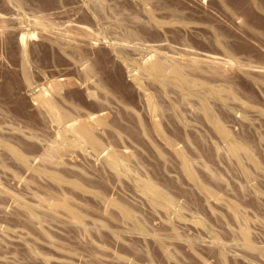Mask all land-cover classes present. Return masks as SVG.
<instances>
[{"label": "rangeland", "instance_id": "rangeland-1", "mask_svg": "<svg viewBox=\"0 0 264 264\" xmlns=\"http://www.w3.org/2000/svg\"><path fill=\"white\" fill-rule=\"evenodd\" d=\"M36 19H40V26L47 23L44 29L39 28ZM156 55L162 56L161 59L168 56L169 60L162 61H167L170 66L165 64L166 68L171 71L155 74L148 68ZM25 57L29 62L26 61L25 65L30 66L29 70L28 67L25 69L30 72L26 78L23 70ZM127 59L133 60L135 65ZM174 63L181 65L188 85L192 84L185 85L183 93L193 95V100L188 95L189 99L185 96L188 102L183 100L182 92L177 95L180 88L173 72ZM151 74L161 77L160 80L165 77L160 81ZM87 77L94 78L96 86H89ZM212 81L221 85L223 91L226 85L229 91V86L236 87L238 93L234 89L231 92L239 99H230L231 92L226 94V89L223 93L218 85L213 86ZM29 84L38 85L41 90L49 89L61 104H66L65 108H72L70 111L76 115L90 114V118L101 119V122L92 120L89 131L100 139L101 147L108 148L109 155H100L101 158L98 155L82 156L77 150L82 147H73L78 154L72 157L75 160L70 159V165L66 159L70 157L64 153L74 149L62 150L64 159L61 161L66 165L64 167L60 161L61 166L58 164L59 169L56 168L59 174L55 162L35 161L38 165L33 162L35 169L40 168L44 174L41 166L45 167V163V168L54 169L55 174L46 172V176L19 162L14 156L17 151L32 157L41 145L35 143L36 140L26 141L16 129L15 132L8 129L9 132L7 128L27 129L48 140H54L60 130L51 115L33 98ZM200 84H204L202 88ZM173 85L176 86L174 89ZM143 92H148L155 102L166 108L167 114L162 116L163 119L161 117V133L176 137V140L172 139L178 140L176 149L179 151L166 145L159 136ZM208 92L220 103L211 95L209 99ZM202 97L209 108L213 107L210 109L215 117L213 123L211 116L201 108ZM224 97L226 101H223ZM174 103L178 107L175 108ZM194 105L198 107L194 108ZM213 111L230 137L224 136L217 123L218 129L215 130L217 121ZM175 112L181 113L182 120ZM223 140L227 143L224 144ZM232 143L252 147V150L248 149L252 158L242 150L245 157L240 152L242 162L239 161L256 173L252 179L258 185L247 180L248 185L242 172L244 168L237 165L239 158L231 159L230 153L227 155L225 145L229 148L228 144ZM42 151L41 148L39 153ZM184 153L195 159V164L199 162L197 165L201 164V167L210 164L214 167L212 170L216 168V174L222 175L221 179L216 175L215 178L209 176L206 168L194 166L199 177L208 178L209 184L214 186L211 187L221 191L220 194L215 191L217 198L206 195L193 180L194 183L189 180L187 173L188 178L183 174L180 155ZM114 155L130 162L132 156L137 157L131 162L134 167L138 164L136 172L155 179L170 192V196H176L182 202L176 206L177 199L169 211L148 203L130 174L115 172L109 167ZM251 159L260 165L254 166ZM74 161L85 171L74 170L78 168L73 165ZM72 165L73 170H67ZM0 184L38 204V212L45 218L42 227L39 226L19 205L16 206L11 197L0 194V254L3 255L0 264H264V0H0ZM250 185L256 186L263 195H258ZM96 191L107 193L109 202L105 204L99 199ZM37 195L46 197L43 199L47 204L49 199L51 203H57L65 195L75 197L74 201L77 198L79 204L83 203L82 206L76 204L84 219L97 218V223L84 220L85 228L83 224L80 228L75 221V225L70 224L68 221L72 219L64 210L59 212L57 206L56 215L55 210L41 207ZM68 196L65 199L73 204ZM219 198L236 200L242 206L241 210L250 214L249 220L245 214V221L252 231L250 239L257 244L256 250L244 248L238 235V228L244 221L232 215ZM46 209L56 216L53 214L50 219ZM133 209L139 215H135ZM128 212L134 216L130 217ZM123 214L131 221H125ZM98 221L107 222L105 225L109 226ZM87 224L95 227L99 224L101 228L97 226L92 230L94 226L88 227ZM146 233L149 235L145 236ZM221 239L226 241H223L225 244H221ZM26 240L33 242L34 247ZM228 243L230 247L236 244L235 249L231 248L233 252ZM5 256L7 258L3 259Z\"/></svg>", "mask_w": 264, "mask_h": 264}, {"label": "bare ground", "instance_id": "bare-ground-1", "mask_svg": "<svg viewBox=\"0 0 264 264\" xmlns=\"http://www.w3.org/2000/svg\"><path fill=\"white\" fill-rule=\"evenodd\" d=\"M37 20V19H36ZM38 21V20H37ZM45 21V20H44ZM39 23V26H40V19H39V21H38ZM43 24V23H42ZM42 24H41V26H42ZM45 24V23H44ZM46 25H47V23H46ZM46 25H43V26H46ZM41 26L39 27V28H41ZM42 26V28L44 29V27ZM46 28V30H47V27H45ZM51 33V32H50ZM126 34V33H125ZM127 35V34H126ZM129 35H131L130 33H129ZM57 36V35H56ZM49 37V36H48ZM52 37V36H51ZM54 37H55V35H54ZM60 37V36H59ZM124 37V36H123ZM130 37V36H129ZM117 42V41H116ZM115 44V43H114ZM125 45V44H124ZM134 45V44H133ZM118 46V45H117ZM123 46V45H122ZM129 45H127V47H128ZM131 46V45H130ZM124 49H125V47H123ZM137 48V47H136ZM116 49V48H115ZM114 49V50H115ZM123 49V50H124ZM133 49V48H132ZM135 49V48H134ZM128 50V49H127ZM130 50H131V48H130ZM136 50V49H135ZM138 50V49H137ZM117 52V51H116ZM120 52V51H119ZM118 52V53H119ZM137 52V51H136ZM126 53V52H125ZM123 54V53H122ZM156 54V53H155ZM168 55H170V54H168ZM121 56V55H120ZM159 55H156L155 57H153L154 59V61H153V63H151L149 66H148V68L153 72V73H155V74H160V73H165V71L166 70H168L169 71V67L168 68H166V65L165 64H167L166 62L167 61H162V60H169L168 59V56L166 57V56H163V57H165L164 59H161L162 58V56H159ZM171 56V55H170ZM123 57V56H122ZM158 58V59H156L155 60V58ZM161 57V58H160ZM26 59H23V65H24V68H23V70H24V76H25V78H26V76L28 75V73L27 72H29V71H25V69H26V67H28V65H25V64H29V62H28V60H27V57H25ZM161 60H160V59ZM173 58V57H172ZM178 58V57H177ZM176 58V59H177ZM195 59H196V57H194ZM193 58V59H194ZM132 59V58H131ZM174 59V58H173ZM133 60H134V58H133ZM133 60H132V62L131 61H128V59H127V62H129V63H131V65H135V64H133ZM189 60L191 61V59H190V57H189ZM27 61V63H25ZM136 61V60H135ZM177 61V60H176ZM188 61V60H187ZM190 61H188V62H190ZM125 62V61H124ZM137 62V61H136ZM141 62V61H140ZM140 62H138L139 64H140ZM143 62H145V61H143ZM149 62V61H148ZM151 62H152V59H151ZM165 62V63H164ZM174 62V61H173ZM196 62H198L197 60H196ZM196 62H194V63H196ZM169 63H171V61L169 62ZM179 63V62H178ZM191 64L193 63V60L190 62ZM125 64V63H124ZM143 64V63H142ZM147 64H149V63H147ZM175 64V63H174ZM196 64H198V63H196ZM129 65V64H128ZM137 65V64H136ZM144 65V64H143ZM187 65L189 66L190 64L189 63H187ZM139 66V65H138ZM167 66H170L169 64H167ZM184 66V65H183ZM188 66H186V68L188 67ZM130 67V66H129ZM141 67V66H140ZM146 66L144 65V67L142 66V68H145ZM173 67V66H172ZM29 68H30V66L28 67V70H29ZM185 68V67H184ZM185 68V69H186ZM27 70V69H26ZM147 70V69H146ZM170 71H171V69H170ZM247 71V70H246ZM131 72L132 71H130V75H131ZM147 72V71H146ZM145 72V73H146ZM174 73H175V75H176V82L179 84V88L181 89H179L178 90V86H177V84H176V86H177V90L178 91H180V92H178L177 90H175L174 92L175 93H177V95L179 94V93H183L184 92V88H185V85H188V81H186L187 79H185V72H184V69L181 67V65H178V64H175L174 65V71H173ZM173 72H170V73H173ZM248 72V71H247ZM26 73V74H25ZM30 73V72H29ZM149 73V72H148ZM173 73V74H174ZM189 73V72H188ZM150 74V73H149ZM166 74V73H165ZM148 75V74H147ZM151 76L152 77H154V75H152L151 74ZM150 76V77H151ZM188 76V75H187ZM53 77H57V76H53ZM159 78L158 76H155L154 78ZM163 77H165V76H162V79H163ZM192 77V76H191ZM28 79L30 78L29 76L27 77ZM59 78H60V76H59ZM59 78H55V80L56 79H59ZM161 78V77H160ZM160 78H159V80H160ZM27 79V80H28ZM52 79V78H51ZM160 80V81H163V80ZM175 79V78H174ZM188 79H189V76H188ZM191 79V78H190ZM194 79H195V77H194ZM198 79H200V78H198L197 77V81H199L200 82V80H198ZM202 79V78H201ZM53 80V79H52ZM196 80V79H195ZM195 80H193L192 79V81H195ZM54 81V80H53ZM197 81H195L196 83H197ZM202 81H203V79H202ZM205 81V80H204ZM207 81H210L211 82V80H207ZM86 82H87V84L89 85V86H96V80L94 79V78H91V77H87L86 78ZM165 83L166 84H168V82H166L165 81ZM201 83H203V82H201ZM208 83V82H207ZM207 83H205L204 82V84L206 85ZM212 83H213V81H212ZM215 83V82H214ZM213 83V84H214ZM194 84V83H193ZM204 84H200L199 85V87L201 86V85H204ZM212 84V85H213ZM169 85H171V84H169ZM195 85V84H194ZM198 85V84H197ZM208 85H209V83H208ZM211 85V84H210ZM218 85V84H217ZM217 85H213V86H216L217 87ZM175 86V87H176ZM188 86H192V84H189ZM220 86V87H219ZM222 86H225V85H222ZM227 86V87H226ZM225 87H226V89L228 88V85H226ZM172 87V86H171ZM174 87V85H173V89L175 88ZM197 87V86H196ZM196 87H194L193 89H195ZM229 87H231V88H229L230 89V91L227 89H225L224 91L226 92V94L228 93V95L230 94L229 92H231V89H234V92L235 93H238V91H236L235 90V88H232V86H229ZM234 87V86H233ZM201 88H202V86H201ZM207 88V87H206ZM205 88V89H206ZM218 89L220 88V89H222L221 91L223 92V93H225L224 91H223V87H221V85H218V87H217ZM29 89H30V92H31V95L33 96V98L36 100V102L40 105V106H42L43 107V109H44V111L47 113V114H49V115H51V117H52V119H53V121L57 124V127H58V129H60L59 130V132L57 133L58 135H57V137H55L54 138V140H48V139H42V138H40V137H38V136H36L37 134H35L33 131H30V130H27V129H23V128H19V127H14V128H7V127H3L4 129L5 128H7V130L9 129V130H12V132H15V129L16 130H18V132L16 131V133H19L21 136H23L25 139H26V141H29V142H33V141H35V143H37V144H39V145H41V148L44 150V151H42L41 153H39L40 152V150H41V148H40V150L37 152V153H35L32 157H30V156H28L26 153H24V152H21V151H17L15 154H14V156L16 157V159H18L19 160V162H22V164H24V166H26V168L27 169H30V168H32V167H34V170H37V172H39V173H43L42 172V170H40V168H36L35 169V165L33 164V162L34 163H36L35 161H47V160H50V161H52L53 163L55 162V164H56V166H54L55 167V169L57 168V166H58V164L59 163H61L62 161H61V159H64V158H62L61 157V154H62V150L64 151H66V150H69V148L71 149H74V150H71L70 152L69 151H67L68 152V154L67 153H64V155L65 156H67V155H69L68 157H70V158H66V159H68L67 161V163H69L70 165L72 164V160H75V158H72L73 156H75V153L76 154H78V152L76 151V148H73V147H82V148H80V149H77V150H79V151H81L82 152V156H83V154L85 155H87L88 157H92V156H95V155H98L97 157H99L100 155L102 156V155H109V153H110V151L108 150V148H105V147H101L102 146V144L99 142L100 141V139H98V137L97 136H95L93 133H91L89 130H90V126H89V124L92 122V120H96L97 122H101L102 120L101 119H98V118H90V114H79V115H76V114H74L73 113V111L71 112L70 110L72 109H69V107H68V109L67 108H65V106H66V104L64 105L63 103V105L61 104V102H60V100L58 99V98H56L55 96H54V94L49 90V89H47L46 88V90H44V88L41 90V87H39L38 85H33V84H29ZM140 89H142V87H140ZM198 89V88H197ZM208 89V88H207ZM237 89V88H236ZM44 90V91H43ZM142 90H144V89H142ZM199 90V89H198ZM201 90V89H200ZM203 90V89H202ZM210 90V89H209ZM209 90H207V91H209ZM147 91V90H146ZM145 91V92H146ZM219 91V90H218ZM149 92V91H148ZM144 93V95H145V97L146 98H144V96H143V94L141 95V96H143V99H146L145 101H146V105H147V107H148V110H149V113H150V115H151V118H152V120H153V122H154V124H155V126H156V129H157V131H158V134H160L159 136H161V138L163 139V141L166 143V145H168V146H170V147H174L175 148V150H177V151H179V149H176L177 147H178V145H177V143H179V142H175V140L177 139L176 137H173V138H175V140H173L172 139V137H170L171 135L170 134H168V135H170V136H166L164 133H161L162 132V129L160 128V122H161V117L165 114V107H163V105H161L160 103H158V102H155L154 100H153V98L149 95V93ZM188 92V91H187ZM195 92V91H194ZM222 92H220V93H222ZM234 92L232 93L231 92V98L230 99H232L233 98V100H235L234 98H236V99H239V97L237 96L236 97V95L233 97L232 96V94H234ZM181 93V94H182ZM200 93V92H199ZM209 93V92H208ZM222 93V94H223ZM151 94V93H150ZM184 94V93H183ZM190 94V93H189ZM189 94H184V96L182 97V95H181V97L183 98V100L185 99V100H187V99H189V98H187L188 96H191V94L189 95ZM196 94H198V92H196ZM204 94V93H203ZM203 94H202V96H203ZM94 95V94H93ZM180 95V94H179ZM188 95V96H187ZM207 95V94H206ZM212 96V93L210 94L209 93V96ZM225 95V94H224ZM239 95V94H238ZM94 96H96V95H94ZM185 96H186V98H185ZM201 96V95H200ZM208 96V95H207ZM208 96V97H209ZM211 96H210V98L209 99H211ZM219 96H220V94H219ZM218 96V97H219ZM192 97V100H193V95L191 96ZM225 97H226V95H225ZM224 97V98H225ZM179 98V97H178ZM182 98L180 99V100H182ZM199 98V97H198ZM197 98V99H198ZM212 98H213V100L215 99L216 100V98H214L213 96H212ZM221 98H223L222 97V95H221ZM208 99V100H209ZM182 100V101H183ZM214 100V101H215ZM190 101H191V99H190ZM189 101V102H190ZM216 101H218V100H216ZM223 101H226V98H225V100H223ZM228 101V100H227ZM115 102H117V101H115ZM186 102H188V100L186 101ZM195 102V101H194ZM211 101H209V103H210ZM219 102V101H218ZM120 102H118V104H119ZM183 103L185 104V107H186V103L183 101ZM220 103V102H219ZM231 103V102H230ZM230 103H228L229 105H230ZM175 104V103H174ZM190 104L192 105L193 103H192V101L190 102ZM190 104H187V105H190ZM195 104H196V102H195ZM200 104H201V108H202V110L208 115V116H211V119H212V123H213V121H214V116H213V114L211 113V108L213 109V107H211V108H209V105H208V102L206 101V99H204V97H202V98H200ZM211 104V103H210ZM173 105V104H172ZM190 105V106H191ZM116 107H119L118 105H115ZM176 106L178 107V104H175V108H176ZM193 106V105H192ZM192 106L190 107V108H192ZM122 107V105L120 106V108ZM197 108L198 106H195L194 105V108ZM172 109H173V106L171 107ZM174 108V109H175ZM188 108V107H187ZM174 109H173V111H174ZM189 110V109H188ZM196 110V109H195ZM198 111L200 110L199 108L197 109ZM167 111V110H166ZM178 111H179V109H178ZM177 111V112H178ZM190 111V110H189ZM177 112H175V114H177ZM196 112V111H195ZM214 113H216L215 111H213ZM201 113V112H200ZM167 114V113H166ZM165 114V115H166ZM174 114V115H175ZM180 115H181V113H179ZM179 114H177L178 116H179ZM176 115V116H177ZM208 116H206V117H208ZM216 121L217 122H215V126L214 127H216V123H217V125L219 126H217L218 128H220L219 130L224 134V136L225 137H230V134L229 133H227V131L225 130V126H224V124H223V126H224V128L221 126V123H222V121H221V123H220V121H219V123H218V120L220 119L219 118V116H218V114L216 113ZM165 117V116H164ZM182 117V115L180 116V118ZM213 117V118H212ZM218 117V118H217ZM183 118V117H182ZM182 118L181 119H179V120H182ZM162 119H163V117H162ZM185 119V118H184ZM204 120H205V118H204ZM221 120V119H220ZM208 121H209V119H208ZM181 122V121H180ZM188 122V121H187ZM207 122V121H206ZM182 123V122H181ZM185 124V123H184ZM188 124V123H187ZM192 125V124H191ZM190 125V126H191ZM210 125V124H209ZM182 126V125H181ZM186 127H188L187 125L185 126V128ZM215 128V130L216 129H218V128ZM187 129V128H186ZM196 129H197V127H196ZM6 130V131H7ZM8 130V131H9ZM220 131H218L217 130V132L219 133ZM10 132V131H9ZM230 132V131H229ZM65 133H67V134H65ZM231 133V132H230ZM221 137V136H220ZM222 138V137H221ZM225 140V139H224ZM223 140V141H224ZM227 140V139H226ZM214 142V141H213ZM225 142V141H224ZM223 142V143H224ZM227 142H225L224 144H226ZM237 143H239V142H237ZM215 144H217L216 142H215ZM215 144H214V146H215ZM247 144V143H246ZM218 146V145H217ZM220 146V145H219ZM250 145H241V144H233L232 143V145H229L228 144V147L229 148H226V145H225V148L224 149H226L225 151H227V149H228V153H227V155L230 157L231 156V159L233 158V157H235L236 159L237 158H239L238 159V161L237 160H235V161H237V162H239V164H237V165H241L242 166V168H244V170H242V172L246 175L245 176V180L247 181H249V180H252V181H254V178L252 179V177H256V173L254 174L253 172L254 171H251V169L250 168H248V166L246 165V166H244L245 164H243V163H241L242 162V160H240V152L242 151V150H245V154L246 155H248L247 157H249V158H252L251 156V153L248 151V149H251L252 147L250 146ZM108 147V146H107ZM224 147V146H223ZM249 147V148H248ZM216 148H218V147H216ZM243 148V149H242ZM219 149V148H218ZM240 149V150H239ZM247 149V150H246ZM182 149H180V151H181ZM214 150V149H213ZM220 150V149H219ZM252 150V149H251ZM14 152V151H13ZM222 152H224V151H222ZM222 152H221V154H222ZM253 152V151H252ZM160 153V152H159ZM179 154H180V152H178ZM182 153H183V151H182ZM181 153V154H182ZM219 153H220V151H219ZM242 154V156H244L243 155V152H241ZM131 154H133V153H131ZM253 154H254V152H253ZM134 155V154H133ZM178 155V154H177ZM223 155V154H222ZM233 155V156H232ZM63 156V155H62ZM64 156V157H65ZM87 156H85V157H87ZM101 156H100V158H101ZM131 156V155H130ZM164 156H165V154H164ZM163 156V157H164ZM181 156V158H182V161H180V159H178L181 163H180V169L182 170H184V172H183V174L184 175H186L185 173H187L190 177V179L189 180H193L194 182H195V184H196V187L198 186L203 192H205L206 193V195H208V196H210V197H216L218 194H220L219 192H221V191H217V190H214L215 188H213L214 186L212 185V181L210 182L211 184H209V182H208V178H206V180H204V178H203V176H202V178L201 177H199L198 175H197V173H198V171H197V173L194 171L195 169H194V166L195 165H197V163H199V162H197L196 164H195V162L196 161H194L195 159H191V158H189V157H187V156H185V153H184V155H180ZM219 156V155H218ZM255 156V155H254ZM96 157V156H95ZM166 157H168V156H166ZM166 157L164 158V159H166ZM229 157H228V159H229ZM245 157V156H244ZM72 158V160L70 161V159ZM110 158V157H109ZM132 158V160H134V159H136V158H134V156H132L131 157ZM134 158V159H133ZM180 158V157H179ZM65 159V160H66ZM108 159V158H107ZM248 159V158H247ZM254 159V158H253ZM256 159V158H255ZM132 160H131V162H132ZM138 160V159H137ZM241 162H240V161ZM61 161V162H60ZM134 161H136V160H134ZM133 161V162H134ZM251 161L252 162H254L253 163V165L254 164H258L259 162H256L255 163V160H252L251 159ZM260 161V160H259ZM71 162V163H70ZM75 162V164H73L75 167L77 166L78 167V163H76V161H74ZM131 162L130 161H128V160H124L123 158H121L119 155H114L113 157H111V161H110V166L109 167H112L111 169H114L115 170V172H116V170L118 171V172H123V174H125V175H128V174H130L131 176H132V180L135 182V184H136V187H137V189H138V191L141 193V194H143L142 196H145L147 199H148V203H151L154 207L156 206V207H161V209H162V207H163V209H166V210H168L169 211V209L174 205V203H175V201L178 199L176 196H174V198H173V196H170V192L168 191V190H166L165 188H163L162 186H160L156 181H154L153 179H151V178H149V177H145V176H143L142 174H140V173H138V171L136 172V170H137V168H135V167H137L138 166V164H136V166L134 167L132 164H131ZM132 162V163H133ZM141 162V161H140ZM204 162V161H203ZM231 162H232V160H231ZM251 162V163H252ZM48 163V162H47ZM50 163L51 162H49V166H50ZM139 163V162H138ZM236 163V162H235ZM37 164V163H36ZM62 164H63V166L65 167V165H66V163L64 164V162H62ZM69 164H67V166L69 165ZM203 164V163H202ZM243 164V165H242ZM38 165V164H37ZM40 165V164H39ZM72 165V167L71 166H69V168L67 169V170H69V169H72L74 166ZM109 165V164H108ZM179 165V164H178ZM199 165V164H198ZM197 165V166H198ZM201 165V164H200ZM199 165V166H200ZM212 165V164H211ZM258 165H260V164H258ZM41 166V165H40ZM43 166V165H42ZM41 166V168H43L44 170L43 171H45V174L43 173V175H45L46 176V172L47 173H52V174H55V172L54 171H52V170H54V169H52L51 170V168H45L46 167V163H45V167H42ZM59 166H61L60 164H59ZM205 166V167H204ZM244 166V167H243ZM255 166V165H254ZM143 167V166H142ZM201 167V166H200ZM199 167V168H200ZM202 167L203 168H206L207 170H205V171H208V174H209V172H210V174L211 175H209V176H213V177H215L216 178V176H218V178L220 177V179H221V176H219V174L217 175L216 174V168L214 169V170H212V168H214V167H211L210 166V164H209V167H208V165H206V163L205 164H203L202 165ZM201 167V168H202ZM257 167V166H256ZM261 167V166H260ZM67 168V167H66ZM79 168V167H78ZM75 169L74 168V170H77V171H85V170H81V168H79V169ZM241 168V167H240ZM241 168V169H242ZM258 168V167H257ZM57 169H59V167L57 168ZM56 169V171H58ZM139 169H141V164H140V168H138V170ZM250 169V170H249ZM73 170V169H72ZM113 170V171H114ZM133 170H135V172L136 173H133ZM196 170H197V168H196ZM202 170V169H201ZM141 171V170H140ZM139 171V172H140ZM143 171V170H142ZM218 171V170H217ZM81 173H83V172H81ZM57 174H59V171H58V173ZM117 174V173H116ZM133 174V175H132ZM142 175V176H140V175ZM200 174V173H199ZM254 174V175H253ZM40 175V174H39ZM147 175V174H146ZM202 175V174H201ZM200 175V176H201ZM216 175V176H215ZM49 176V175H48ZM52 177H54V176H52ZM207 177V176H206ZM51 178V177H50ZM130 178V177H129ZM186 178H188V176L186 175ZM217 178V179H218ZM223 178V177H222ZM56 179V178H55ZM60 179V178H59ZM131 179V178H130ZM211 179H213V178H211ZM57 180H58V178H57ZM188 180V179H187ZM223 180V179H222ZM192 181V182H193ZM207 181V182H206ZM219 181V180H218ZM247 181V182H248ZM190 182V181H189ZM191 182V183H192ZM193 182V183H194ZM254 182H256V181H254ZM193 183H192V185H193ZM249 183L250 182H248L247 184L249 185ZM258 182H256L255 184L256 185H258L257 184ZM194 184V185H195ZM217 184H218V182H217ZM220 184V183H219ZM211 185L213 186V187H211ZM3 185H1L0 184V194L2 193V194H4V195H7V197L9 196V197H11L13 200H14V202H16L17 204H16V206L17 205H19L22 209H23V211H25L26 213H27V216L31 219V220H34V221H36V223L39 225V226H41L42 227V225H43V223H44V219L45 218H43V214H42V216H41V213H39L38 211V207L37 206H39L38 204H34V203H31V202H29V201H27L26 199H24L23 197H21V196H19V195H17L16 193H14V192H12L11 190H8L6 187H2ZM83 187V186H82ZM81 187V188H82ZM250 187H252V185H250ZM249 187V188H250ZM256 187V186H255ZM254 186L251 188V189H253L254 188V191H255V188ZM258 187V186H257ZM198 189V188H197ZM79 190V189H78ZM81 190V189H80ZM137 191V192H138ZM215 191H217L216 193H218L217 195H216V193H215ZM253 191V190H252ZM97 192V196H98V198L99 199H101L105 204H107V202H109V196H108V198H107V193H104L103 194V192L102 193H100L99 191H96ZM138 192V193H139ZM256 192H257V194L259 195V194H261L262 193V191H260L259 189H256ZM106 194V195H105ZM93 195H95V192L93 193ZM140 195V194H139ZM261 195H263V194H261ZM34 196H36V195H34ZM66 196H68V195H65V197H63L62 199L63 200H59V201H56L57 203H55V201L54 202H52L51 203V200L49 199V204H47V203H45V201H44V199L43 198H45L46 199V197H41V196H38L37 195V201L39 202V204H41L40 206L41 207H45L46 208V206L48 207V209L50 208V209H52L51 211H53V210H55L56 209V207L58 208V211L60 212V210H64L65 211V214L67 215V216H69V218L70 219H72V220H70L68 217V219L70 220V221H68L70 224L72 223V224H74L75 225V223H74V221L75 222H77L78 224H80V228L82 227L81 225L83 224V226H84V228H85V225H84V220H86V219H84V214L81 212V210L78 208L77 209V207H78V204H79V201L80 200H77V198H76V201H74V198L73 197H71L72 199H70L71 201H74V203L76 204V203H78V204H76V205H74V203L72 204H70L65 198H66ZM69 196L67 197V198H70ZM95 197H96V195H95ZM112 197V196H111ZM175 197H176V199H175ZM144 198V197H143ZM217 198V197H216ZM230 198V197H229ZM145 199V198H144ZM232 199V198H231ZM69 200V199H68ZM180 199H178V201H177V204H176V206L178 205V203L180 204V202H182V201H179ZM235 200V199H234ZM53 201V200H52ZM236 201V200H235ZM235 201H233V200H223V199H221V198H219V202L220 203H222V204H224V206L226 205V207H229V208H227L228 210H231L230 212H232L231 214L232 215H234L235 217H237V219H241V220H243L244 221V223H243V221H241V223H243V225H240L241 227L240 228H238V235H239V237L241 238H239L240 239V241L242 240V245L244 246V248L245 249H249V251H251V250H256L257 248V244H255V243H253L252 242V240L250 239V236L252 235L251 233H252V231H250L249 230V226H247L248 224L246 223V215L245 214H247V219L249 220L250 218H248V216L250 215H248V212L247 211H242L241 210V208L240 207H242V206H239V204L237 203V201L235 202ZM34 202V201H33ZM82 202V201H81ZM182 204V203H181ZM184 204V203H183ZM83 205V203L81 204H79V206H82ZM76 206V207H75ZM180 206H183V205H180ZM180 206H178V207H180ZM123 207V206H122ZM60 208V209H59ZM62 208V209H61ZM81 208V207H80ZM123 208H125V207H123ZM48 209H46V210H48ZM49 209V210H50ZM82 209V208H81ZM126 209V208H125ZM129 209H132V208H129ZM182 209V208H181ZM48 210V211H49ZM119 210H120V208H119ZM127 210V209H126ZM133 210H135V209H133ZM155 211H156V209H154ZM245 210V209H244ZM47 211V212H48ZM56 211V210H55ZM122 211V210H121ZM130 211H132V210H130ZM171 211V210H170ZM24 212V213H25ZM54 212V211H53ZM84 212V211H83ZM123 212V211H122ZM132 212H136L135 213V215L136 214H138L137 213V211L135 210V211H132ZM245 212H247V213H245ZM49 213H50V211H49ZM49 213H47L48 215H49V218L50 219H53V217L54 216H56L57 215V211L56 212H54L53 214H54V216H53V214H52V212L49 214ZM129 213V212H128ZM59 214V213H58ZM130 214V213H129ZM50 215H52V218H51V216ZM124 215V214H123ZM122 215V216H123ZM131 215H133L134 216V214H130V217H132ZM139 215V214H138ZM165 215H167V213H165ZM87 216V215H86ZM124 217V219H125V217H126V215H124L123 216ZM136 217V216H135ZM138 217V216H137ZM137 217H136V219H137ZM140 217V216H139ZM87 218H89V217H87ZM141 218V217H140ZM49 219V220H50ZM99 219H101V218H99ZM236 219V218H235ZM91 220H93V219H91ZM91 220H89V219H87L86 220V223H88L87 221H91ZM95 221H96V223H97V218L96 219H94ZM94 220L93 221H91L90 223H92L93 224V222H94ZM104 220V219H103ZM126 220H128V218L126 217V219H125V221ZM138 220V219H137ZM141 220V219H140ZM73 221V222H72ZM124 221V222H125ZM128 221H131L130 219L128 220ZM142 221V220H141ZM140 221V222H141ZM238 221V220H237ZM239 222V221H238ZM250 222V221H249ZM85 223V224H86ZM95 223V224H96ZM98 223L100 224V223H104V221L102 222V221H98ZM107 222H105V224H106ZM129 223H131V222H129ZM142 223V222H141ZM98 224V225H99ZM105 224H103V225H105ZM144 224V223H143ZM143 224H142V226H143ZM73 225V226H74ZM98 225H96V227L98 226ZM145 225V224H144ZM78 226V225H77ZM77 226H74L75 228H78ZM87 226L89 227L90 226V224L88 225L87 224ZM86 226V227H87ZM94 226V228L92 229V230H94L96 227H95V225H93ZM93 226H90V227H93ZM107 226H109V225H105V227H107ZM135 226V225H134ZM99 227V226H98ZM145 228H146V226H144ZM99 228H101V227H99ZM98 228V229H99ZM103 228V227H102ZM110 228V227H109ZM135 228H136V230H137V227L135 226ZM90 229V228H89ZM140 229H141V227H140ZM174 229V228H173ZM237 229V228H236ZM2 230V229H1ZM82 231H84L83 229H82ZM86 231V230H85ZM99 231V230H98ZM176 231V230H175ZM174 231V232H175ZM5 232H7V231H5ZM23 232V231H22ZM139 232H140V230H139ZM141 232H142V230H141ZM143 233H145L144 231H143ZM234 233H237V231H234ZM2 234V233H1ZM22 234V233H21ZM153 234H154V232H153ZM160 234V233H159ZM159 234H157L158 236H159ZM5 235H7V234H5ZM145 235V234H144ZM149 234H147L146 233V235L145 236H148ZM150 235H151V233H150ZM161 235V234H160ZM173 235H174V233H173ZM218 235V234H217ZM13 236V235H12ZM16 236V235H15ZM153 236V235H152ZM158 236H154L155 238H158ZM177 236V235H176ZM235 236H237V235H235ZM17 237V236H16ZM24 237V236H23ZM164 237V236H163ZM163 237H160V239L162 238V240L161 241H163L164 240V238ZM175 237V236H174ZM237 238V237H236ZM15 239V238H14ZM16 239H18V237L16 238ZM220 239V238H219ZM2 240V239H1ZM4 240V239H3ZM19 240H20V236H19ZM28 240V239H27ZM26 240V241H27ZM31 240V239H30ZM30 240L29 241H27V244H29V245H31V246H33L34 244H33V242H31L30 243ZM222 240V239H221ZM32 241V240H31ZM188 241V240H187ZM215 241V240H214ZM213 241V242H214ZM224 239L221 241L222 243L221 244H225L224 242H226V241H224ZM237 242H238V239L236 240ZM164 242H165V240H164ZM237 242H235L237 245H238V243ZM215 243V242H214ZM221 244H219L218 243V245H221ZM229 245H228V248L230 247V243H228ZM235 244V245H236ZM215 245V244H214ZM234 245V247H236ZM241 244L239 243V245L238 246H240ZM34 247V246H33ZM162 247V246H161ZM225 247H226V245H225ZM224 247V248H225ZM233 246H231L230 247V250L232 251V249L234 248ZM241 247V246H240ZM239 247V248H240ZM228 248H227V250H228ZM232 248V249H231ZM264 248V247H263ZM226 249V248H225ZM235 249V248H234ZM243 249V248H242ZM244 249V250H245ZM251 249V250H250ZM32 250V249H31ZM30 250V251H31ZM163 250H165V248H163ZM220 250H222V249H220ZM237 250V249H236ZM259 250H261V248H259ZM263 250V249H262ZM168 251V250H167ZM243 251V250H242ZM246 251V250H245ZM248 251V252H249ZM264 251V250H263ZM32 252V251H31ZM233 252V251H232ZM238 252H239V250H238ZM222 253H223V251H222ZM225 253V252H224ZM237 253V252H236ZM97 254V253H96ZM101 254V253H100ZM261 254H263L262 253V251H261ZM223 256L225 255V254H222ZM264 255V254H263ZM0 256H3V255H1L0 254ZM172 256V255H171ZM101 257V256H100ZM104 257V256H103ZM117 257V256H116ZM7 258V256H5V258H3V259H6ZM12 259H13V257H11ZM119 258H121V257H119ZM1 259V258H0ZM8 259H10V257H8ZM100 259V258H99ZM102 259V258H101ZM104 259V258H103ZM116 259V258H115ZM121 259H124V258H121ZM223 259V258H222ZM222 259L220 260V261H222ZM44 260V259H43ZM204 260V259H203ZM6 261V260H5ZM9 261V260H8ZM121 261V260H120ZM208 261V260H207ZM207 261H205V263L207 262ZM4 262V261H3ZM49 262V261H48ZM122 262V261H121ZM45 263V262H44ZM222 263V262H221ZM48 264H50V263H48ZM207 264V263H206ZM222 264H225L224 262L222 263ZM227 264V263H226Z\"/></svg>", "mask_w": 264, "mask_h": 264}]
</instances>
